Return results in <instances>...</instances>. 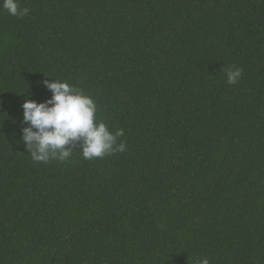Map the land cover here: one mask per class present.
<instances>
[{
    "label": "trees",
    "instance_id": "16d2710c",
    "mask_svg": "<svg viewBox=\"0 0 264 264\" xmlns=\"http://www.w3.org/2000/svg\"><path fill=\"white\" fill-rule=\"evenodd\" d=\"M19 5L0 8V264H264V0ZM50 78L126 151L32 160L21 104Z\"/></svg>",
    "mask_w": 264,
    "mask_h": 264
},
{
    "label": "clouds",
    "instance_id": "9594fccd",
    "mask_svg": "<svg viewBox=\"0 0 264 264\" xmlns=\"http://www.w3.org/2000/svg\"><path fill=\"white\" fill-rule=\"evenodd\" d=\"M0 8L11 16H24L29 11L20 7L19 0H0ZM224 73L226 83L231 85L241 78L242 69L232 66ZM41 83L51 92L50 98L43 102L25 99L21 104L20 123L24 126L20 138L32 160L66 161L77 143L82 157L87 160L126 151L125 142H117L124 130L112 132L106 123L98 120L97 104L83 89L52 78ZM195 264H210V260L201 257Z\"/></svg>",
    "mask_w": 264,
    "mask_h": 264
}]
</instances>
